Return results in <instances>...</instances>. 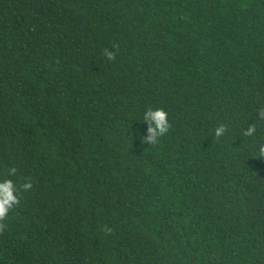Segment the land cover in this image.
<instances>
[{"label":"trees","instance_id":"trees-1","mask_svg":"<svg viewBox=\"0 0 264 264\" xmlns=\"http://www.w3.org/2000/svg\"><path fill=\"white\" fill-rule=\"evenodd\" d=\"M3 179L0 264H264V0H0Z\"/></svg>","mask_w":264,"mask_h":264},{"label":"clouds","instance_id":"clouds-1","mask_svg":"<svg viewBox=\"0 0 264 264\" xmlns=\"http://www.w3.org/2000/svg\"><path fill=\"white\" fill-rule=\"evenodd\" d=\"M108 60L115 59V52L112 50L105 49L103 54ZM142 122L147 125V135L141 137L142 142L147 143H158L159 137H163L170 128L168 121V114L161 108L145 109L142 115ZM226 132V128L223 126L217 127L214 130L215 137L219 138ZM252 129L248 130L251 135ZM11 173L15 172V169L10 170ZM31 187L30 184H25L24 188ZM18 204L16 185L11 179L0 180V217H4L8 212Z\"/></svg>","mask_w":264,"mask_h":264}]
</instances>
